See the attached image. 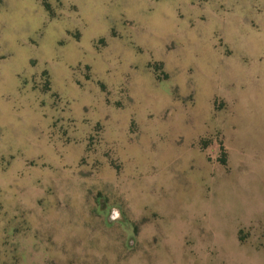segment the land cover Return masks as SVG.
Instances as JSON below:
<instances>
[{"label": "rangeland", "instance_id": "obj_1", "mask_svg": "<svg viewBox=\"0 0 264 264\" xmlns=\"http://www.w3.org/2000/svg\"><path fill=\"white\" fill-rule=\"evenodd\" d=\"M0 264H264V0H0Z\"/></svg>", "mask_w": 264, "mask_h": 264}]
</instances>
